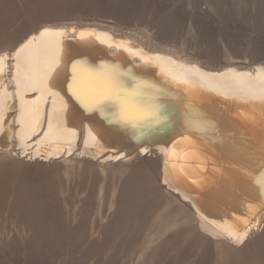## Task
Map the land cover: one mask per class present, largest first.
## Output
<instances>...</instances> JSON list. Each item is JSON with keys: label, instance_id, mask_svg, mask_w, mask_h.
Masks as SVG:
<instances>
[{"label": "bare ground", "instance_id": "obj_1", "mask_svg": "<svg viewBox=\"0 0 264 264\" xmlns=\"http://www.w3.org/2000/svg\"><path fill=\"white\" fill-rule=\"evenodd\" d=\"M14 146L42 164L156 153L161 188L209 235L243 246L264 230V64L212 67L105 26H46L0 52V149Z\"/></svg>", "mask_w": 264, "mask_h": 264}, {"label": "rangeland", "instance_id": "obj_2", "mask_svg": "<svg viewBox=\"0 0 264 264\" xmlns=\"http://www.w3.org/2000/svg\"><path fill=\"white\" fill-rule=\"evenodd\" d=\"M92 24L212 67L264 64V0H0V52ZM16 148L0 149V264H264V230L243 246L209 235L161 188L156 153L42 164Z\"/></svg>", "mask_w": 264, "mask_h": 264}, {"label": "snow or ice", "instance_id": "obj_3", "mask_svg": "<svg viewBox=\"0 0 264 264\" xmlns=\"http://www.w3.org/2000/svg\"><path fill=\"white\" fill-rule=\"evenodd\" d=\"M114 96L119 98L120 93L116 90H112L108 93H102L100 95V101H109L113 99ZM119 103L121 105L123 114H125L126 116L135 115L138 111V107L131 96L119 99ZM262 187H264V185H262Z\"/></svg>", "mask_w": 264, "mask_h": 264}]
</instances>
